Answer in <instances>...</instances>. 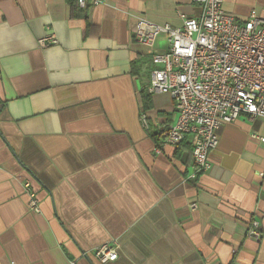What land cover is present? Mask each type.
<instances>
[{
  "label": "crops",
  "instance_id": "0c3cea01",
  "mask_svg": "<svg viewBox=\"0 0 264 264\" xmlns=\"http://www.w3.org/2000/svg\"><path fill=\"white\" fill-rule=\"evenodd\" d=\"M256 1L223 8L262 15ZM199 12L191 0H0V264H264V118L221 125L195 178L187 138L155 151L175 109L146 84L168 44L136 41L134 24ZM114 240L117 258L100 262L93 250Z\"/></svg>",
  "mask_w": 264,
  "mask_h": 264
},
{
  "label": "built area",
  "instance_id": "2783aa9c",
  "mask_svg": "<svg viewBox=\"0 0 264 264\" xmlns=\"http://www.w3.org/2000/svg\"><path fill=\"white\" fill-rule=\"evenodd\" d=\"M106 0H77L82 8ZM200 7L195 17L180 14L181 26L156 24L139 17L134 38L152 44L163 33L168 47L151 56L152 69L146 84L148 93L169 95L175 115L160 131L161 145L176 146L189 140L192 156L191 178L210 168L209 153L218 145L217 129L241 115L264 118V10L255 8L242 19L223 8L224 0H191ZM55 43L52 36L39 40L41 46ZM142 119L145 122V117ZM259 140L264 143V137ZM264 177V171L260 172ZM29 211L39 213V202L29 191ZM249 236H260L252 221ZM118 242L93 250L102 263L117 258Z\"/></svg>",
  "mask_w": 264,
  "mask_h": 264
},
{
  "label": "rangeland",
  "instance_id": "374dc122",
  "mask_svg": "<svg viewBox=\"0 0 264 264\" xmlns=\"http://www.w3.org/2000/svg\"><path fill=\"white\" fill-rule=\"evenodd\" d=\"M249 7H257V1L256 0H250V2H249Z\"/></svg>",
  "mask_w": 264,
  "mask_h": 264
},
{
  "label": "trees",
  "instance_id": "16d2710c",
  "mask_svg": "<svg viewBox=\"0 0 264 264\" xmlns=\"http://www.w3.org/2000/svg\"><path fill=\"white\" fill-rule=\"evenodd\" d=\"M74 3H76V5H78V4H77V0H74ZM144 99H145V103H146V105H147L148 103H147V98H146V96H144ZM185 140H186V138L182 141L181 144H183V143L185 142ZM185 144H186V143H185Z\"/></svg>",
  "mask_w": 264,
  "mask_h": 264
}]
</instances>
